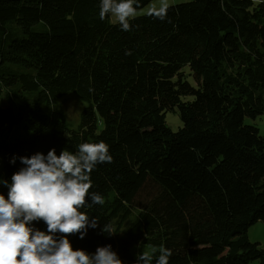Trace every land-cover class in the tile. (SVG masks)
I'll list each match as a JSON object with an SVG mask.
<instances>
[{
    "label": "trees",
    "instance_id": "obj_1",
    "mask_svg": "<svg viewBox=\"0 0 264 264\" xmlns=\"http://www.w3.org/2000/svg\"><path fill=\"white\" fill-rule=\"evenodd\" d=\"M100 3L0 0V181L20 157L103 141L112 161L94 167L81 209L99 226L69 236L74 250L111 245L134 264L142 246L156 264L163 246L169 264H264L247 235L264 222V135L245 123L264 114V2L192 0L163 20L132 17L128 31L101 20ZM70 93L87 104L77 129L55 107ZM20 125L26 137L13 140Z\"/></svg>",
    "mask_w": 264,
    "mask_h": 264
},
{
    "label": "clouds",
    "instance_id": "obj_2",
    "mask_svg": "<svg viewBox=\"0 0 264 264\" xmlns=\"http://www.w3.org/2000/svg\"><path fill=\"white\" fill-rule=\"evenodd\" d=\"M134 3L101 0L99 18L111 15L128 31L130 18L137 12ZM168 8L167 0H161L160 6L153 5L147 14L163 20ZM19 159L24 167L12 175L11 182L0 181L9 189L7 196L0 194V264H123L111 245L89 254L74 250L68 238L79 233L83 239L89 227L99 226L95 217L90 221L81 209L92 187L94 167L112 161L108 145L84 142L75 152L65 149L57 155L52 149L47 155L36 153ZM90 199L91 204H104L98 193H92ZM33 221H43L47 232L32 227ZM102 231L116 234L111 223H105ZM171 255L162 246L156 264H169ZM137 264H152V256L147 251L137 253Z\"/></svg>",
    "mask_w": 264,
    "mask_h": 264
},
{
    "label": "rangeland",
    "instance_id": "obj_3",
    "mask_svg": "<svg viewBox=\"0 0 264 264\" xmlns=\"http://www.w3.org/2000/svg\"><path fill=\"white\" fill-rule=\"evenodd\" d=\"M192 0H167L169 6L176 5L179 3H185V2H190ZM254 2H264V0H253ZM161 3V0H154L152 1L149 5L144 7L143 9L139 10L136 12L135 17L137 16H142L147 14L149 8H151L153 5L156 7H159ZM111 23L115 24L118 23L114 17L109 15ZM188 71V69H186ZM189 81L194 84V80L192 77H188ZM187 100H192V98H188ZM1 104L3 106H7L8 102L6 101V98L4 94L1 96ZM55 107L57 110H60L64 112L66 119L69 123L70 129H77L79 124H80V119H81V113L82 111L87 107V104L82 102L80 98L74 94L70 93L59 99ZM245 123L249 125H253L257 127L260 131L261 135H264V114L257 117L255 120L250 119V118H245ZM166 125L172 130V131H177L179 128L183 126V123L178 116V114H175L173 112H169L166 115ZM26 137V133L23 129V127L20 125L18 126L12 136V139H19ZM2 157H0V160ZM248 238L250 242L252 243H259L264 245V222L259 221L256 224H254L247 232ZM134 252V255L137 260V253H141L144 251H147L148 254H151V250L148 248H143L142 246H137L132 249ZM135 260L134 264H137V261ZM253 264H259V262H254Z\"/></svg>",
    "mask_w": 264,
    "mask_h": 264
}]
</instances>
